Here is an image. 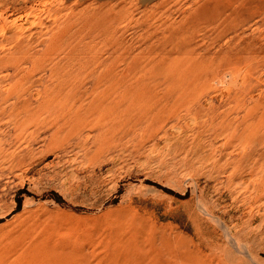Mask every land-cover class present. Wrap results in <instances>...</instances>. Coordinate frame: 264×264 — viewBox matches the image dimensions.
Instances as JSON below:
<instances>
[{
    "label": "rangeland",
    "instance_id": "rangeland-1",
    "mask_svg": "<svg viewBox=\"0 0 264 264\" xmlns=\"http://www.w3.org/2000/svg\"><path fill=\"white\" fill-rule=\"evenodd\" d=\"M242 1L236 32L251 38L259 6ZM191 6V0H0L7 23L26 24L30 8L46 26L55 12L88 27L121 13L118 49L125 51L122 112L115 109L118 117L107 116L101 130L91 123L99 113L88 110L68 122L51 118L32 135L37 103L31 114L12 111L15 99L0 109V264H264V50L257 44L250 61H237L226 47L235 34L219 38L222 28L197 25L190 27L197 28L192 43L159 42L164 25L177 28ZM47 8L55 11L51 17ZM5 44L0 39V48Z\"/></svg>",
    "mask_w": 264,
    "mask_h": 264
},
{
    "label": "bare ground",
    "instance_id": "bare-ground-1",
    "mask_svg": "<svg viewBox=\"0 0 264 264\" xmlns=\"http://www.w3.org/2000/svg\"><path fill=\"white\" fill-rule=\"evenodd\" d=\"M37 1L38 0H22V3L25 5H28L29 3H34ZM213 1H215L214 8L207 5L209 2H212V0L211 1L210 0H191L192 6L190 7V10L187 11L189 13L183 18L184 21L182 20V22L179 24L177 28H173L171 26L173 25V23L170 25L171 27L169 25L167 26L162 23L161 25H159L161 27H163L164 25V29L162 28V30H160L162 31L161 32L162 39L159 42H162V43L171 42V44H174L175 46V44L178 45L180 43L179 41H182L181 39H183L184 37L185 40L183 41L186 42L187 40L188 41L187 43H190V42L192 43L193 38L195 37V34L197 33V28H196V31H193V30H190V27L197 25L198 27L200 26L211 27L213 30L222 28L220 33L217 35L219 38H222L224 35H226V33L235 34V36L232 35L230 36L228 40H226V47L234 51V53H232L231 56L235 57L237 61H240V62L243 60L250 61L249 54L253 52L252 50L254 47L257 46V44H260L259 45L260 50H264V29H263V25L261 24V23L264 24V0H252L259 6L258 14L261 18V20L259 21L261 25L259 26V23H257L258 26L256 27V29H254L253 35L251 38H246V37L243 38L240 35L241 33L238 34V32H236L237 29H241L243 27V24H241V22L243 21L239 20L240 18L239 15H242V13L238 12L240 10L239 6L243 3L242 0L240 2L239 0H227L226 2H223L224 0L222 2L221 0H219L220 2H216V0H213ZM51 8L49 9L47 8L49 17H51L53 13L55 12V11L53 12ZM119 10L120 9H118V11ZM121 11L122 10H120L119 13ZM29 12L31 13L29 14L27 18L28 26H27V23L19 24L18 19H15L11 23H7L8 19L4 17V14L2 13V11L0 12V23H3L0 27V34H1L0 39H2L3 41L7 43L5 44V46L0 48V51H2L3 53L5 52V55L3 57L1 56L0 58V109H2L3 104H6L10 99H15L13 103L11 102V104H9V108L12 111L14 112L28 111V113L31 114L29 107L31 108V106L33 105L32 101L37 103V105L36 106L33 105V108L31 109L33 110L32 112H34L32 116L36 115L35 117H33V120L29 123V125L35 128L33 132H31L32 130L30 131L32 135H35L36 133H38L37 129L45 125L47 123L46 121H48L51 118L55 117V119L58 120L57 118L62 117L63 120L65 119L64 120L65 122L68 120V119L66 120V118H72V115L74 114V112L84 113L82 111H86L87 114L89 111L91 112L95 111L99 113L98 117L95 118V121L92 120V122L91 121L90 122L93 124L94 128L97 127L99 130L103 129L106 126L105 122H107V116L109 117V115H113L112 113L116 112L115 109L118 110L119 109L118 106L120 105L119 104L120 97L118 98V96H119V90H120L121 81H122L123 76L119 70L120 68L119 64L123 62L121 52L125 53L124 50L120 52L119 49L122 50V48L118 47V43L119 42L122 43L121 39L120 40L118 39V34H119L118 32H119V29H120L119 27L121 23V18L119 17L121 13L118 15V17H116L117 15L115 14L113 18H111V20L108 19L110 21L107 23L104 19L97 17L99 13L98 12L97 15L95 14L97 19L93 17L95 19L94 21H92V27H88L85 24H81L80 20H78V17L75 15H73L74 17H71L70 15L67 14L66 15L67 21L64 22L63 19L65 17H63L62 15L63 13L62 14L60 13L59 15V12L54 13L56 14V17L55 18L52 17L53 18L52 26H46V23L44 20L38 19L39 21H36L37 15L36 16L34 15L35 17L34 16L30 17V15H32L35 12V10L30 8ZM107 12L110 13V11H107ZM112 12L113 11H111L110 15H112ZM115 12H117V10ZM91 16H88V17H91ZM102 17L104 18V16ZM35 27L39 28L41 31L38 30L39 32L34 31L33 33L31 29ZM74 27L77 28V30H74L75 29ZM199 29H198V32L201 31ZM256 31H258V33H256ZM166 34H169V35H166ZM79 44H81V46L78 47ZM121 46L123 47V45ZM186 48H188V46ZM243 53L246 55L242 58L241 55H244ZM79 54L80 55L84 54L86 57H80V56L78 57ZM127 59L126 61L128 62V64L132 61L131 65L129 64L130 68H132L131 66L134 62V59L132 58V56H130V58H127ZM142 60H145V59H142ZM126 61L125 63H127ZM3 72L7 74L2 75ZM134 72H136V70L135 71L133 70V73ZM165 75H168V74H165ZM224 77H228V78L230 77V80H231L233 75L230 73L229 74L225 73ZM8 79H13L14 83H11V84L7 83L3 85ZM45 79H47L48 81V83H46L47 86H45L44 84L45 87H43L42 89L39 88L40 86L38 85H41L42 83H44ZM35 86H37L38 89L37 88L35 89ZM124 87L125 86H123V88ZM196 90L198 91L199 89H197L196 87ZM128 91L126 89L125 94H128L127 93ZM41 94H43L42 97H41ZM51 94H56V95H54L55 97H52L49 99L46 98V97L51 96ZM146 94L148 95V93ZM146 94H145V97H146ZM126 99L128 100V98ZM129 104L128 106H130ZM147 104H149V102ZM83 107H84V110H82ZM3 109L6 110L5 107H3ZM0 111L2 112V110ZM39 114H43L46 116L43 118H40L38 117ZM115 115H117V112ZM78 116L81 117L80 114ZM116 117H118V115ZM73 118L75 119L77 117H73ZM116 120L118 121L119 119H116ZM129 120H131V118ZM57 122L58 121H55L54 123H57ZM51 123H50V126L52 127ZM121 125L123 124H121L120 122V126ZM226 127L227 126H225V129ZM228 127L230 126L228 125ZM22 132H24V130H22ZM29 134H27L26 136L27 138ZM111 258L109 257V260H111ZM106 259L107 261H109L108 258ZM89 263L90 262H88V264ZM104 263L105 262H103V264ZM107 264H114V263H107Z\"/></svg>",
    "mask_w": 264,
    "mask_h": 264
}]
</instances>
